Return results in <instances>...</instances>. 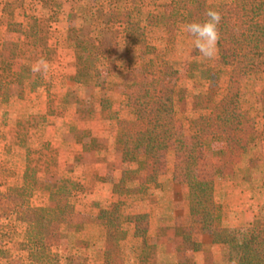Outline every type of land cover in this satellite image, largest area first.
I'll list each match as a JSON object with an SVG mask.
<instances>
[{
	"label": "rangeland",
	"instance_id": "rangeland-1",
	"mask_svg": "<svg viewBox=\"0 0 264 264\" xmlns=\"http://www.w3.org/2000/svg\"><path fill=\"white\" fill-rule=\"evenodd\" d=\"M168 1L0 0V83L7 85L0 88L2 264H28L22 251L25 225L2 217L15 198L37 208L69 206L72 213L49 240L67 261L78 257L72 264H103L104 228L86 217L116 203L115 190L126 205L115 264H159L163 259L171 264H230L226 246L199 237L196 250L183 239L188 189L175 163L189 155L190 142L198 171L216 179L218 225L264 227V76L233 78L218 56L201 58L182 30L191 20L168 27L162 7ZM133 9L157 16V26L143 22L138 29L135 18L130 21ZM104 31L106 40L95 51L94 40ZM41 57L50 65L46 77L31 71ZM165 63L178 77L161 83L177 89L176 117L185 127L162 176L147 191L144 172L135 181L123 175V167L136 166L122 165L120 130L133 121L127 106L133 85L157 80ZM22 65L25 88L16 80ZM199 93L215 102L227 98L231 111L253 119L240 157H230L222 136L200 138L188 126L196 115L193 97ZM39 177L46 182L39 184ZM128 184L140 193L125 194L132 189ZM38 190L41 195L34 198ZM160 243H167L168 252L182 253L181 258L166 257ZM192 252L197 253L195 262Z\"/></svg>",
	"mask_w": 264,
	"mask_h": 264
},
{
	"label": "trees",
	"instance_id": "trees-1",
	"mask_svg": "<svg viewBox=\"0 0 264 264\" xmlns=\"http://www.w3.org/2000/svg\"><path fill=\"white\" fill-rule=\"evenodd\" d=\"M162 7L169 28L187 20L203 21L206 8L218 10L222 16L219 25L221 38L217 46L220 62L231 68L233 78L246 75L264 76V0H169ZM132 12L130 21L135 18L134 24H137L138 29H142L140 25L143 22H148L151 28L157 26V16L151 13L144 15L141 9H133ZM36 34V31L33 32L35 40ZM143 34L146 35L145 30ZM97 40L98 43L93 45L95 51L101 49L105 42V31L94 41ZM114 44L116 43L113 42ZM23 68L24 65L16 75V80L25 88L26 82L20 78ZM177 77V71L169 63H165L157 80L152 78L136 81L127 96V106L133 115V121L120 130L121 162L123 166L135 165L136 168L123 167V175H129L135 181L138 173L144 172V186L147 191L162 176L172 146L177 143L185 127L176 117L177 89L161 83L163 79L175 80ZM0 88H7V85L0 83ZM192 107L196 115L188 126L195 130L196 136H222L230 157H240L253 126V119L246 114H235L231 111L227 98L215 102L204 93L194 95ZM175 168L181 182L188 189V212L182 230L183 239L191 242L196 250L201 247V242H197L199 237L210 244L226 246L230 264L233 260L237 264H264V227L231 228L218 225L217 220L221 213L217 196L218 185L213 174L198 171V156L194 144L190 142L189 155L176 161ZM122 183L123 181L120 184ZM115 193L119 196L116 203L109 204L107 209L99 211L94 217H86L99 222L104 228L103 264H115L120 259L118 243L124 232L123 209L126 205L123 194L118 190ZM139 193L137 188L128 187L125 191V194ZM13 202L7 215L3 213L2 217L5 220L13 218L25 225L22 251L28 264H72L71 261L78 258L73 255L67 261L59 255L56 246L49 240L52 232L58 226H64L65 218L72 213L69 206L37 208L25 205L18 198L13 199ZM3 229L4 226L0 225V236ZM2 261L0 258V264Z\"/></svg>",
	"mask_w": 264,
	"mask_h": 264
},
{
	"label": "clouds",
	"instance_id": "clouds-1",
	"mask_svg": "<svg viewBox=\"0 0 264 264\" xmlns=\"http://www.w3.org/2000/svg\"><path fill=\"white\" fill-rule=\"evenodd\" d=\"M203 21H193L182 25V30L191 38L195 50L201 58L214 60L218 55V42L221 38L219 25L222 20L221 13L214 8H206ZM49 62L41 57L31 66L32 73L46 77L49 71ZM232 264H237L235 260Z\"/></svg>",
	"mask_w": 264,
	"mask_h": 264
},
{
	"label": "crops",
	"instance_id": "crops-1",
	"mask_svg": "<svg viewBox=\"0 0 264 264\" xmlns=\"http://www.w3.org/2000/svg\"><path fill=\"white\" fill-rule=\"evenodd\" d=\"M30 151V150H29ZM32 151V150H31ZM26 155H27V153H26ZM28 158V157H27ZM28 162L30 163V160H28ZM37 176H42V174H40V175H37ZM45 179V180H44ZM41 182H46V178L45 177H39V179H38V183L40 184ZM47 185V184H46ZM38 187V186H37ZM39 188V187H38ZM37 188V189H38ZM42 191L41 190H38V191H36V196H34V198L35 197H37L38 195L40 196ZM45 196V195H47L46 193L45 194H42V196ZM47 198H48V196H47ZM35 206H38V205H35ZM174 228H175V226H174ZM181 229V228H180ZM181 239V238H180ZM181 242V241H180ZM163 247H165V256L166 257H168V256H174L175 258H176V256H178V257H180L181 255H182V253H180L179 251H170V252H168V250H167V243H160ZM214 246H217V245H212V247H214ZM193 254V258H194V262H195V256L197 255V253H195V252H192ZM170 258V257H169ZM181 258V257H180ZM192 258V257H191ZM158 260H161V259H158ZM163 260H165V261H162L164 264H171L170 263V261H168L167 262V260L166 259H163ZM196 262H197V259H196ZM163 263H159V264H163Z\"/></svg>",
	"mask_w": 264,
	"mask_h": 264
}]
</instances>
